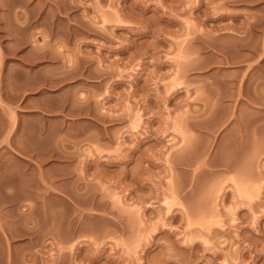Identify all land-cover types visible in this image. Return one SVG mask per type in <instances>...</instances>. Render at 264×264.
I'll use <instances>...</instances> for the list:
<instances>
[{"label":"rangeland","instance_id":"374dc122","mask_svg":"<svg viewBox=\"0 0 264 264\" xmlns=\"http://www.w3.org/2000/svg\"><path fill=\"white\" fill-rule=\"evenodd\" d=\"M0 264H264V0H0Z\"/></svg>","mask_w":264,"mask_h":264},{"label":"bare ground","instance_id":"6f19581e","mask_svg":"<svg viewBox=\"0 0 264 264\" xmlns=\"http://www.w3.org/2000/svg\"><path fill=\"white\" fill-rule=\"evenodd\" d=\"M8 49V48H7Z\"/></svg>","mask_w":264,"mask_h":264}]
</instances>
